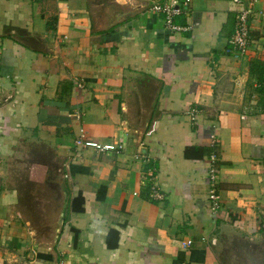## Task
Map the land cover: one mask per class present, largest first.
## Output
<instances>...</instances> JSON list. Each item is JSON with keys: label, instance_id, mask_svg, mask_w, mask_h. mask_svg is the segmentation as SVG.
Instances as JSON below:
<instances>
[{"label": "crops", "instance_id": "crops-1", "mask_svg": "<svg viewBox=\"0 0 264 264\" xmlns=\"http://www.w3.org/2000/svg\"><path fill=\"white\" fill-rule=\"evenodd\" d=\"M169 1L0 0V264H264V0Z\"/></svg>", "mask_w": 264, "mask_h": 264}, {"label": "built area", "instance_id": "built-area-1", "mask_svg": "<svg viewBox=\"0 0 264 264\" xmlns=\"http://www.w3.org/2000/svg\"><path fill=\"white\" fill-rule=\"evenodd\" d=\"M190 0H173L164 3L153 4V10L162 15L165 26L172 32L188 30V25H181L174 22V18L181 16L189 8ZM239 4L241 8L237 11L234 18V29L227 39V51L232 52L235 56H243L250 45V16L254 11V6L257 0H233ZM196 112V109H191V113ZM77 142L82 146L93 148L100 152L120 151L122 145L113 143H100L99 141L92 140L86 137L84 129H79V137ZM138 155V154H137ZM210 159L213 161L215 155H211ZM148 196L151 200L160 201L164 198L157 176L151 170L148 171ZM217 175L213 167L209 169V189L207 194L208 206L213 215L219 211L221 207V198L217 191ZM190 240L184 241L183 246L189 245ZM56 264H66L63 260L58 261Z\"/></svg>", "mask_w": 264, "mask_h": 264}, {"label": "water", "instance_id": "water-1", "mask_svg": "<svg viewBox=\"0 0 264 264\" xmlns=\"http://www.w3.org/2000/svg\"><path fill=\"white\" fill-rule=\"evenodd\" d=\"M65 203L63 202V205ZM63 225V211L61 210L60 214H58L55 218V229L52 233V238L54 241H56L58 234L61 232V228Z\"/></svg>", "mask_w": 264, "mask_h": 264}, {"label": "trees", "instance_id": "trees-1", "mask_svg": "<svg viewBox=\"0 0 264 264\" xmlns=\"http://www.w3.org/2000/svg\"><path fill=\"white\" fill-rule=\"evenodd\" d=\"M80 201L79 198H75L73 199V207L75 208V210H82V208L80 207ZM109 245L113 246L112 244L109 243Z\"/></svg>", "mask_w": 264, "mask_h": 264}]
</instances>
